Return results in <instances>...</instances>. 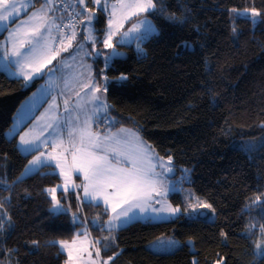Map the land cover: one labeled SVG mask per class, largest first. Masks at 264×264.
<instances>
[{"label": "trees", "instance_id": "1", "mask_svg": "<svg viewBox=\"0 0 264 264\" xmlns=\"http://www.w3.org/2000/svg\"><path fill=\"white\" fill-rule=\"evenodd\" d=\"M153 2L156 11L147 15L158 33L143 42L142 51L120 45L127 58L114 59L108 68L102 57L94 60L95 80L109 77L114 128L133 129L160 156H171L214 216L139 220L114 230L108 240L110 213L102 204L80 202L73 191L72 212L54 213L45 189L56 187L60 176L45 165L20 178L34 153L20 150L19 134L8 136L41 79L25 86L0 69V264H65L57 241L74 239L78 207V225L102 239L108 264H264V143L242 147L245 140L264 138V15L253 22L236 14H264V0ZM88 6L97 13L102 47L107 15L92 2ZM121 74L127 79L116 82ZM170 199L182 204L178 192ZM169 234L182 243L173 252L147 248Z\"/></svg>", "mask_w": 264, "mask_h": 264}, {"label": "rangeland", "instance_id": "2", "mask_svg": "<svg viewBox=\"0 0 264 264\" xmlns=\"http://www.w3.org/2000/svg\"><path fill=\"white\" fill-rule=\"evenodd\" d=\"M69 1L70 4L74 6L72 7L68 3L71 8L75 10L77 8L79 10L81 15H79V18L81 19V21L85 20L87 12L89 10H93L89 6H77L76 0ZM8 2L9 4L14 3L16 5L15 18L12 21L17 18L20 19L17 25L13 28H10V21H4L3 27H0V34L3 33L5 29H8L4 39L0 42V66L11 67V69L8 70L9 74L16 77H22L23 79V75L19 74V66L16 63V58L9 57L8 60L4 59L3 51L5 46L11 49L14 44L18 46L21 40L27 41L29 39H32L33 41H35V37L32 36L31 30L39 26L41 23H45L46 27L41 29V33L43 37L47 38L48 47L42 52H37L35 59L31 61L32 63H35L37 61H42L47 56L51 55L54 51H56L58 48H62L64 45H66L68 43V35L64 38L63 44L60 45L57 49H54L53 45H55V42L58 39L57 37L59 36L57 30L60 23L59 21H61L60 17L63 14L61 9L53 4L52 0H42L41 5H37L35 7L33 6L36 4L37 0H8ZM93 2L95 3V0H93ZM122 2L127 3L128 0H106L108 8L106 11H104L107 15V26L105 32L108 30V19L113 13V8L111 7L112 5H116L115 15L112 17L114 20V26L118 27L122 16L127 13L128 9L121 7ZM42 6H44L43 12L40 11ZM96 6L101 9V5L96 4ZM2 11L3 9H0V12ZM8 11L11 12L12 9H8ZM25 13L26 16L23 15ZM34 14L36 15L34 16ZM147 14L148 13H142L138 15H141L139 18H135L137 16H134L130 17L128 20H125L123 23V27L120 28V31L124 32L132 28L133 25H140L141 22L144 21L146 18L148 21H151L153 26L156 28V32L154 34L158 33L157 26L155 25L151 17H149ZM236 14L240 17L249 18L253 20L251 10H237ZM22 15L25 17H22ZM256 19L257 17L255 18V20ZM17 29H19V31H16ZM84 29L85 25L81 23V29L75 31L76 38L72 41V47H70L67 52L61 51L60 54L56 57V59L53 60V65H55L57 71L54 72L51 76L46 74L44 78L40 80L37 88L24 100L22 105L19 107L14 118L12 129L8 132L9 137L19 133L18 147L20 148V150L24 153H34L30 161L33 160L34 157L40 156L41 153L45 154L46 159L50 158L51 156H56L58 159H60L61 162L65 164V171L70 172V182L75 185H82L84 183V178L81 173L71 170L72 152L78 148L86 147V142L82 145L79 134L74 133L73 136L70 137L69 132L73 128H83L85 126L84 121L86 118H89L88 129L94 137H96V134H98L101 145L98 149L88 147L87 150L92 151L99 156L107 155L109 162L115 167L128 168L131 167V165L128 163V160L124 157H120V162L118 163L116 155L110 151L105 150L109 144H114L116 141H119L121 147L129 153H134L137 147L149 146L140 137L139 134L134 133L136 132L135 130L127 127L114 128V118L109 112V105L106 98V92L103 91V84L102 82H97L94 76L93 61L100 57L103 58V56L91 55V53L93 52L92 41L84 39L85 36L97 37L95 33L94 23L88 27V30ZM10 32H14L15 34L13 36H9ZM79 32L83 33V36L80 35ZM104 37L105 33L103 39ZM113 39L115 41L116 37H114ZM127 39L129 42L124 43L122 45H133L135 50L138 51L137 43H139L140 48L143 50L142 44L146 39L141 41H137L135 39H132L131 37ZM95 47L103 49V47L101 48L100 46H98V44H96ZM26 50H30L27 44L25 46V49H21V51L24 52ZM104 52L106 53V51ZM7 61H10L12 66L8 65L6 63ZM53 65H48L47 67L51 68ZM29 70L30 69L27 66L23 68V71L25 73H27ZM103 76L105 75H102V77ZM32 82L33 81L25 82V86L31 85ZM86 84L88 85L87 88L84 87V85ZM96 86L101 87V92L98 93V95H100V100L102 101V103L106 105L103 110H98L96 104L92 100V97L95 94L91 91V89ZM50 125L52 127H49ZM21 136H24L26 140L34 141L35 143L31 145H21ZM106 136L110 139L105 140L104 137ZM263 143L264 138L245 140L242 144V147L244 149H246V147L255 148L261 146ZM53 145H55V147H53ZM25 147H28L32 150L24 151L23 149ZM151 150L152 154L155 157L163 158L164 161L168 160V157L160 156L153 148H151ZM49 163L54 167V171L59 175L60 169L55 167L56 162L54 160L49 159ZM170 166L174 168L173 162ZM41 167L42 166H39L37 170H39ZM157 171H159V169H157ZM24 173L25 169L22 172L20 178L26 177L27 175L33 172L23 175ZM63 184L64 179L61 178V181L58 185ZM165 186L169 187L170 190L165 192ZM157 187L162 193L159 197L161 203L156 204L155 202H153L152 206L156 208L168 206H171L173 208L178 207L181 209V211L176 213L175 215H171L167 212L159 214L150 212L149 215H159L160 217L158 219H153L150 221L158 222L170 220L181 214L188 218H196L200 215H189V213L192 212L193 207L197 204L198 201L208 203L206 200L200 198L195 193L194 189L190 185L189 176L183 168L174 177H170L168 176V174H165L163 185L157 184ZM73 191L76 194L78 193L81 197H83L84 195L83 187H80L79 189H74ZM174 192H178L180 194L182 204L176 205L170 199V195ZM62 193L63 188L61 187L56 193L57 199L60 201V204L64 208L69 209L67 212H72L70 199L61 198ZM49 195L51 197L50 193ZM189 197H191V199H189ZM79 201L102 204L106 209H108L110 213V217L107 222L115 216V214L112 213L110 207H107L105 205L102 197L98 198L96 201H92L90 198L87 201ZM184 209H188V211L186 212L184 211ZM51 210L54 213H61L53 208V203L51 206ZM200 212H203L206 215L209 214V218H212L214 216L213 209H200ZM107 222L105 223V229H107L108 232L104 234V238L108 240H113L114 230H117L121 227H113L110 230ZM113 224H116L115 220H113ZM76 225V235L74 239H72L71 241H57L60 250L66 253L67 255V260L65 264H69V249L63 247L60 243L61 241H66L69 247L71 248L73 264H93V262H95V264H102V262L104 261L108 262V260L103 256L102 253V247L100 245L102 239L96 238V240H94L90 236L86 225L79 226L78 223H76ZM74 240L75 243H73ZM169 240L178 241V244L168 250H157L152 247L159 241ZM97 241H99V243H97ZM181 244V241L177 237H175V235L169 234L162 235L150 241L147 244V248L157 253H169L176 250ZM102 246L105 248L104 245ZM97 249H100L99 256L96 255Z\"/></svg>", "mask_w": 264, "mask_h": 264}, {"label": "snow or ice", "instance_id": "3", "mask_svg": "<svg viewBox=\"0 0 264 264\" xmlns=\"http://www.w3.org/2000/svg\"><path fill=\"white\" fill-rule=\"evenodd\" d=\"M79 4L84 5L86 2L91 3L92 0H78ZM97 5H101V13L107 10L108 5L106 0H95ZM23 7V6H21ZM43 7L40 9L43 12ZM113 8V13L108 19V30L105 32V37L102 40L103 49L96 48L95 45L100 43L99 37L94 36H85V40H91L93 44V56H103L104 63L106 68L110 67L111 62L117 57L123 56V53L118 51L120 45L129 42L127 38L131 37L137 41L145 40L156 32V28L153 26L151 21H148L146 18L141 22L140 25H133L132 28L127 31L121 32L120 28L123 27L125 20H128L130 17L138 16L142 13L152 14L156 11V5L153 0H128L127 3H121V7L128 9L127 13L122 16L119 26H114L113 16L115 15L116 5L111 6ZM0 9H3L0 12V27H3L4 21H12L15 18L16 5L9 4L8 0H0ZM8 9H12L11 12ZM253 22H255L256 17L264 15L260 12H257L255 9L251 10ZM36 14H34L35 16ZM97 13L95 10H89L87 12L86 18L80 23L85 25L84 30H88V27L92 25L97 20ZM171 19V18H169ZM46 24L41 23L39 26L31 30V34L35 37V41L29 39L27 41L21 40L19 45L15 44L11 49L5 46L3 51V57L5 60H8L9 57H15L16 63L19 66V74L23 75L25 82L34 81L35 79H43L47 74L51 76L54 72L57 71L55 65H53V60L60 54L61 51L67 52L70 47H72V41L76 38V32L73 31L72 35L67 37L68 43L62 48H58L51 55L47 56L42 61H37L32 63L36 57L37 52H42L48 47L47 38L43 37L41 29L45 28ZM75 28V25H72ZM16 31H19L17 29ZM15 33L10 32L9 36H13ZM135 34V35H133ZM114 37L116 40L114 41ZM61 43L63 44V36H61ZM28 46L30 50L24 52L21 49H25V46ZM79 44V42H78ZM107 49L108 52L103 50ZM75 50V49H74ZM137 50L142 51L139 43H137ZM48 65H53L51 68H48ZM27 66L30 70L25 73L23 68ZM103 71V70H101ZM99 75V73L97 74ZM116 82H122L127 79L123 74L113 78ZM101 82L103 84V91L108 90L109 77L106 75L101 77ZM88 87V85H84ZM95 94L92 97L93 102L96 104L98 110H103L106 105L100 100L101 87L96 86L91 89ZM88 119L84 121L85 126L83 128H73L69 132V136L72 137L74 133H78L82 145L86 142V147L78 148L72 152V165L71 170L79 172L83 175L84 183L82 185H75L70 182V172L65 171V164L61 162L56 156H51L46 159L45 154L41 153L40 156L34 157L33 160L29 161V164L25 167L26 175L28 173L34 172L38 169L39 166H50L49 159L56 162L55 167L60 169V177L64 179L63 185H57L51 189H45L46 192L51 194V200L53 203V208L61 213H67L69 209L64 208L60 201L57 199V191L59 188H63V193L61 198H71L74 189H79L83 187L84 195L81 197L78 193L76 194L77 200L87 201L89 198L92 201H96L98 198H103V201L107 207H110L112 213L115 216L110 219L107 223L109 229L113 227H123L124 225L136 222L139 220L150 221L153 219L160 218L159 215L152 216L149 213H164L167 212L171 215H175L180 212V208L168 207H153V202L160 204L161 201L159 197L161 196V191L157 187V184L163 185L165 174L171 173L173 171L172 167V157L169 156L167 161H164L163 158H157L152 154L150 146L137 147L134 153H129L125 151L119 141H116L114 144H109L106 147V151L114 153L117 157V162H120V157H124L128 160V163L131 167H115L112 165L108 156H99L92 151H88L87 148L91 147L93 149L100 148V141L98 134L96 137L88 129ZM49 127H52L51 125ZM105 140H109V137H104ZM21 145H31L35 143L34 141H28L21 136L20 138ZM55 147V145H53ZM24 151H30L32 149L25 147ZM79 153V155H78ZM156 161V162H154ZM159 169V171H157ZM110 190V191H109ZM170 190L169 187L165 186V192ZM191 199V197H189ZM257 200L260 201L261 197H257ZM200 209H212V205L206 202L198 201L197 204L193 207L192 212L189 213L190 216L203 215V212H200ZM80 208H77V213L73 214L72 222L75 225L76 223H82L83 221L79 220L78 213ZM188 211V209H184ZM113 220L116 221V224H113ZM94 223V222H93ZM0 228H3V223L0 222ZM264 228V226H262ZM63 247L69 249V264H73L72 251L66 241L60 242ZM75 243V240L73 241ZM99 243V241H97ZM178 241L169 240V241H159L154 244V247L157 250H168L176 246ZM259 246V245H258ZM100 249L96 250V255L99 256ZM112 258L109 257V260ZM222 260V258H221ZM95 264V262H93ZM102 264H108L107 261L102 262ZM195 264V262H194ZM220 264V262H218Z\"/></svg>", "mask_w": 264, "mask_h": 264}, {"label": "built area", "instance_id": "4", "mask_svg": "<svg viewBox=\"0 0 264 264\" xmlns=\"http://www.w3.org/2000/svg\"><path fill=\"white\" fill-rule=\"evenodd\" d=\"M53 4L59 7L62 11L63 18L62 22L58 26V33L59 36L57 37L58 39L55 42L54 49H57L61 43V36L64 38L67 36L69 30L72 27V25H75V27H78L80 25V18L77 10L71 8L67 2V0H52Z\"/></svg>", "mask_w": 264, "mask_h": 264}, {"label": "crops", "instance_id": "5", "mask_svg": "<svg viewBox=\"0 0 264 264\" xmlns=\"http://www.w3.org/2000/svg\"><path fill=\"white\" fill-rule=\"evenodd\" d=\"M68 1V3L70 4V1L69 0H67ZM41 3H42V0L40 1V4L38 5V6H40L41 5ZM92 3L96 6V4L93 2V0H92ZM71 5V4H70ZM72 7H74L73 5H71ZM97 7V6H96ZM98 8V7H97ZM77 9V8H76ZM59 10V9H58ZM60 11V10H59ZM77 11H78V13L80 14V12H79V10L77 9ZM61 12V11H60ZM23 15H25L26 16V13L25 14H23ZM22 15V17H25V16H23ZM81 16V15H80ZM141 16V15H140ZM140 16H137V17H135V18H139ZM62 18H63V15H61V17H60V19H61V21H59L60 23L62 22ZM19 19L20 18H17V19H15L14 21H11L10 23H9V25H10V28H13V27H15L16 25H17V23H18V21H19ZM59 23V24H60ZM107 26V25H106ZM59 29V28H58ZM81 29V23H80V26L79 27H76V28H71L70 30H69V32H68V37H69V35H71L72 33H73V31H76V30H80ZM8 31V29H5V31L3 32V33H1L0 34V36L2 35L3 37L0 39V42L4 39V37H5V34H6V32ZM57 32H58V30H57ZM70 33V34H69ZM95 33H96V30H95ZM79 34L80 35H82L83 36V33H81V32H79ZM96 35H97V33H96ZM97 37H98V35H97ZM103 39V38H102ZM101 47V46H100ZM103 47V46H102ZM101 47V48H102ZM8 65H10V66H12L11 65V62L10 61H7L6 62ZM0 69H2V70H4L10 77H16V76H12V75H10L9 74V71L8 70H10L11 69V67H8V66H6V67H1L0 66ZM16 78H22V77H16ZM24 80V79H23ZM36 80V79H35ZM134 133H136V134H138L137 132H134ZM19 134V133H18ZM143 141V140H142Z\"/></svg>", "mask_w": 264, "mask_h": 264}, {"label": "water", "instance_id": "6", "mask_svg": "<svg viewBox=\"0 0 264 264\" xmlns=\"http://www.w3.org/2000/svg\"><path fill=\"white\" fill-rule=\"evenodd\" d=\"M76 4H77V6H79V7H84V6H88L89 3L86 2L84 5H81V4H79L78 0H76ZM118 51H120L121 53H123V56H121V57H117V58H115V59L124 60V59L127 58L128 53H127L125 50H123V49H120V50H119V49H118ZM172 169H173V171H172L171 173H167L168 176H170V177H174V176L177 174L176 168L174 167V168H172ZM205 216H206V214L204 213L203 215H200L199 217H205Z\"/></svg>", "mask_w": 264, "mask_h": 264}]
</instances>
